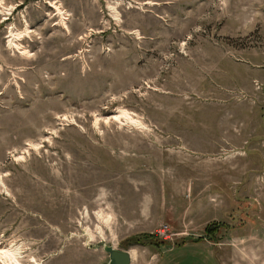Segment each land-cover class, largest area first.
<instances>
[{"label": "rangeland", "instance_id": "obj_1", "mask_svg": "<svg viewBox=\"0 0 264 264\" xmlns=\"http://www.w3.org/2000/svg\"><path fill=\"white\" fill-rule=\"evenodd\" d=\"M103 245L264 264V0H0V249Z\"/></svg>", "mask_w": 264, "mask_h": 264}, {"label": "bare ground", "instance_id": "obj_2", "mask_svg": "<svg viewBox=\"0 0 264 264\" xmlns=\"http://www.w3.org/2000/svg\"><path fill=\"white\" fill-rule=\"evenodd\" d=\"M148 3H150L149 1H147ZM148 5V4H147ZM151 6V5H150ZM55 9H56V12L59 14V16L61 17L62 19V23L65 24L63 22V13L61 12L60 8L57 7L56 5H54ZM21 33V32H20ZM20 33H15V34H10V39L8 41V46L9 47H12L16 50H20L21 53L23 55H27L28 54V51L26 50H21V47L19 45V43L16 42V40H18V38L22 35ZM115 119H118L119 118H123L124 121L126 122H132L134 124H137L136 120L132 119V116L129 115L125 110L123 109H119L118 110V114L114 116ZM31 146H34L32 144H30ZM29 146V145H28ZM31 148V147H30ZM28 149V148H27ZM19 258H20V252H19V248L18 247H8V248H3V249H0V260L2 263L0 264H21L19 262ZM33 260V263H36V261L34 259Z\"/></svg>", "mask_w": 264, "mask_h": 264}, {"label": "water", "instance_id": "obj_3", "mask_svg": "<svg viewBox=\"0 0 264 264\" xmlns=\"http://www.w3.org/2000/svg\"><path fill=\"white\" fill-rule=\"evenodd\" d=\"M102 250L107 254V264H129L130 254L127 250L117 249L111 245H103Z\"/></svg>", "mask_w": 264, "mask_h": 264}, {"label": "trees", "instance_id": "obj_4", "mask_svg": "<svg viewBox=\"0 0 264 264\" xmlns=\"http://www.w3.org/2000/svg\"><path fill=\"white\" fill-rule=\"evenodd\" d=\"M204 230H205V228H204Z\"/></svg>", "mask_w": 264, "mask_h": 264}]
</instances>
